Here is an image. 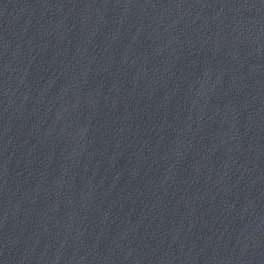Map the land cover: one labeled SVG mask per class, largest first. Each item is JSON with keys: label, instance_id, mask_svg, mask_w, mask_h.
I'll return each mask as SVG.
<instances>
[{"label": "water", "instance_id": "obj_1", "mask_svg": "<svg viewBox=\"0 0 264 264\" xmlns=\"http://www.w3.org/2000/svg\"><path fill=\"white\" fill-rule=\"evenodd\" d=\"M0 264H264V0H0Z\"/></svg>", "mask_w": 264, "mask_h": 264}]
</instances>
